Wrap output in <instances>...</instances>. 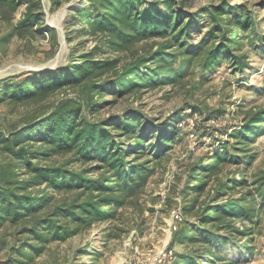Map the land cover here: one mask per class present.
Instances as JSON below:
<instances>
[{
    "label": "rangeland",
    "instance_id": "374dc122",
    "mask_svg": "<svg viewBox=\"0 0 264 264\" xmlns=\"http://www.w3.org/2000/svg\"><path fill=\"white\" fill-rule=\"evenodd\" d=\"M144 1L158 5L161 10L164 3L171 2L190 15L200 13L197 19L206 27L193 35L194 43L206 31L212 12H221L219 17L225 24L234 17L237 21L247 20V27L236 34L237 48L240 54L247 56V64L238 72L223 61L203 73L195 64L181 71L183 75L175 83L162 81L153 87L146 85L122 97H114L109 91L102 96L95 95V99L107 103L91 116L85 115L87 118L111 119V123L114 118H122L125 107L137 109L148 118L138 129L146 137L144 148L148 154L141 159L147 162L145 181L125 199L124 206L118 208L113 217L92 220L78 229L72 227L77 230L75 234L50 242L40 255H32L29 264H155V258L170 250L172 257L162 264H182L180 257L186 256L196 259L193 264H264V121L249 127L252 118L264 111V0ZM83 2L40 0L44 21L39 30L48 27L54 30L53 34L40 31L34 37L25 34L3 42L22 18L26 5H21L12 15L10 23L0 18V88L13 78L20 80L32 73H55L68 65L72 53L78 58L94 48L98 37L87 35L76 15V11L84 7ZM146 6L143 4L141 8ZM233 10H236L235 16L230 14ZM163 41L142 42L132 50H143L146 45L154 48ZM102 50L96 51L99 59L119 57L121 65L131 60V51L117 53L106 47ZM178 65L179 60L174 58V71L178 70ZM44 78L41 75L34 83L41 84ZM62 99H75L83 106L86 103L80 88L56 91L50 102ZM27 110L29 107L11 102L0 103V138L6 137L22 121ZM156 124L167 125V133L176 135L175 143L163 154L153 152L151 144L155 140L152 143L147 137L155 133ZM112 128L110 125L109 132L117 134ZM244 129L250 130L242 135L240 132ZM117 135L118 140L123 138L119 132ZM1 146L0 143V151ZM37 148L35 145L34 149ZM216 151L223 154L224 162L218 164L215 171L204 173L205 178L193 176V168L211 163ZM5 157L0 153V161L8 160H4ZM33 162L50 165L54 160ZM62 162L64 159H55L57 164ZM93 166L91 162H84L68 167L85 171ZM90 176L98 175L94 172ZM200 178L206 184L198 191L195 188ZM221 182L233 188L224 196L217 194ZM44 188L48 196L54 198L56 207L72 202L79 193V190L58 192L44 182L34 191ZM229 198L243 199L242 216H233L226 222L232 228L202 227L203 209L225 203ZM208 229L215 232L214 238L208 236ZM14 230H7L6 240L17 247L25 235ZM190 230L196 237L193 243L188 242L192 236ZM180 232L184 234L182 242L177 239ZM1 233L0 229V236ZM8 250L6 247L0 251V264H19L7 263ZM211 253L215 255L210 257ZM18 257L27 260L24 254ZM218 258L222 261H217Z\"/></svg>",
    "mask_w": 264,
    "mask_h": 264
},
{
    "label": "trees",
    "instance_id": "16d2710c",
    "mask_svg": "<svg viewBox=\"0 0 264 264\" xmlns=\"http://www.w3.org/2000/svg\"><path fill=\"white\" fill-rule=\"evenodd\" d=\"M83 3L84 7L77 10L76 15L82 30L98 37L94 48L78 58L72 53L68 65L55 73H32L20 80L13 78L0 88V103L29 107L22 115V121L6 137L0 138V153L7 156L4 160L8 159L0 161V251L9 249L5 256L7 263L29 264L32 255H40L50 242L72 236L77 227L90 224L92 220L113 217L117 209L124 206L125 199L145 181L147 162L141 159L148 154L144 148L146 137L138 129L148 118L137 109L126 107L122 118H114L111 123V119L87 118L85 115L91 116L107 103L95 99V95L102 96L109 91L114 97H122L146 85L153 87L162 81L175 83L183 75L181 71H187L195 64L202 73L223 61L229 62V66L238 72L247 64V56L240 54L237 48L239 39L236 36L247 27V20L237 21L234 17L225 24L219 17L221 12H212L206 31L194 43L193 35L199 34L206 25L202 26L197 19L200 13L190 15L177 8L175 3H164V10L144 0H84ZM23 4L26 8L22 18L3 42L25 34L34 37L40 31L54 33L48 27L39 30L44 21L40 0H0V18L10 23L12 15ZM143 4L147 6L142 9ZM235 11L230 14L235 16ZM153 39L164 41L155 44L154 48L146 45L143 50H132ZM103 47L117 53L131 51V60L121 65L119 57L99 59L96 51ZM174 58L179 60L175 71ZM37 75L45 76L43 83H34ZM75 88H80L86 96L84 106L75 99L50 102L56 91ZM262 121L264 111L252 118L250 129ZM110 125L117 134L123 135L121 140L116 138L117 134L109 132ZM154 128L155 133L147 137L152 143L155 140L151 144L153 152L163 154L175 143L176 135L167 133V125L156 124ZM250 129L240 133L245 135ZM35 145H38L37 149H34ZM58 158L64 162L55 163ZM37 159L54 160V163L39 165L33 162ZM224 159L223 154L216 151L211 163L193 168V176L205 178L204 173L215 171ZM84 162L94 166L85 171L68 167ZM94 172L98 176L90 178ZM201 178L195 190L204 188L206 183ZM43 182L58 192L79 190V193L74 195L72 202L56 207L54 198L48 196L45 188L34 191ZM232 189L226 182H221L217 194L224 196ZM242 201L229 198L225 203L207 206L201 213V226H223L230 230L232 227L226 222L233 216H242ZM74 226L76 229H72ZM9 228L25 235L17 247L9 244L11 240H6ZM208 236L214 238L216 234L208 229ZM195 238L192 234L188 242L193 243ZM177 239L183 241V232ZM22 254L26 255V261L18 257ZM213 255L215 253L210 257ZM180 260L182 264L196 262L192 256L180 257Z\"/></svg>",
    "mask_w": 264,
    "mask_h": 264
},
{
    "label": "built area",
    "instance_id": "2783aa9c",
    "mask_svg": "<svg viewBox=\"0 0 264 264\" xmlns=\"http://www.w3.org/2000/svg\"><path fill=\"white\" fill-rule=\"evenodd\" d=\"M176 218L179 219L178 216H176ZM171 257H172V252H171V250H170V251H168L167 253H163V254H161L160 256H158L157 258H155V259L153 260V262H154L155 264H162L163 261H164L165 259H167V258H171Z\"/></svg>",
    "mask_w": 264,
    "mask_h": 264
}]
</instances>
